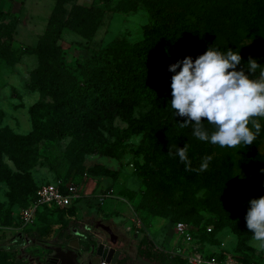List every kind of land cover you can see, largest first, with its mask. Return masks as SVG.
Returning <instances> with one entry per match:
<instances>
[{
    "label": "rangeland",
    "instance_id": "374dc122",
    "mask_svg": "<svg viewBox=\"0 0 264 264\" xmlns=\"http://www.w3.org/2000/svg\"><path fill=\"white\" fill-rule=\"evenodd\" d=\"M169 2L181 3L68 2L64 13L86 3L97 7L101 19L90 37L68 28L58 35L66 77L79 78V62L94 49L157 36L159 32L146 30L151 22L148 4ZM53 5L54 0H0V22L9 23L13 30L12 36L4 34L0 39V264H34L18 257L25 242L17 237L20 211L32 200L38 184L57 180L75 182L81 196L71 206H45L26 227L38 243L25 250L42 264H96L89 260L97 235L109 240L107 231L95 224L97 219L119 220L111 221L117 234L114 244L121 250L119 258L128 264H166L150 261L140 248L186 256L195 250L220 254L221 246L243 263L264 261V251L258 250L245 219L250 199L264 196V118H256L262 127L252 145L229 149L198 140L191 126L181 127L184 118L175 116L174 110L166 122L157 121L159 100L124 103L116 113L105 108L90 113L83 104L87 111L74 113L66 91L54 80L34 82L40 64L35 44ZM220 11L230 30L217 37L227 44L254 46L264 54V0H221ZM248 61L244 60V67ZM241 69L249 74L248 68ZM258 75L259 69L252 78ZM160 95L167 112L171 85ZM135 123L138 128L128 130ZM205 126L214 130L206 119ZM185 144L193 168H199L204 157H212L206 171H186L178 156L168 155L169 146ZM254 152L257 155L247 163L244 159ZM128 192L132 198L124 194ZM116 210L119 213L110 214ZM175 220L187 224L191 243L172 228ZM81 221L87 224L83 227L87 237L73 247L71 227ZM60 250L72 253L63 255Z\"/></svg>",
    "mask_w": 264,
    "mask_h": 264
},
{
    "label": "trees",
    "instance_id": "16d2710c",
    "mask_svg": "<svg viewBox=\"0 0 264 264\" xmlns=\"http://www.w3.org/2000/svg\"><path fill=\"white\" fill-rule=\"evenodd\" d=\"M70 1L54 0L45 30L38 36L35 49L39 53L40 64L34 82L42 85L45 80H54L59 88L66 91L64 96L69 98L68 106L74 113L84 114L87 110L82 108L83 104H87L90 113L102 108L116 113L124 103L138 104L142 101L159 100L157 121L166 122L173 109L170 107L167 112L162 109L165 100L160 91L172 83L174 73L168 70L171 64L182 61L186 56L195 60L209 47L220 52H226L229 48L239 51L242 60L237 65V70L242 67L246 69L247 65L244 67L243 63L250 57L257 63H264V54L254 46L236 42L227 44L217 37L219 32L228 29L225 17L219 14L221 0H180L179 5L170 2L148 4L151 22L146 30L159 32L157 36L142 39L132 45L124 46L121 45L122 41H118L117 46L94 49L79 62L80 77L67 78L63 71L66 70L64 61L59 58L62 48L57 43L58 35L64 28H68L90 37L101 19L97 7L86 3H77L74 12L70 13L69 10L64 13V8ZM2 12L0 9V17ZM12 32V25L0 22V39L4 34L12 36ZM179 70L178 68L177 72ZM166 124H163V130L168 127ZM135 128H138L136 123L129 125L128 130ZM255 155L257 154L254 152L244 160L248 163ZM124 194L128 198L133 196L131 192ZM112 213L119 211H112L110 214ZM140 250L153 260L159 259L166 264L186 263V257L179 253H168L160 249L156 252L142 248ZM124 262L125 260L119 259L117 264Z\"/></svg>",
    "mask_w": 264,
    "mask_h": 264
},
{
    "label": "clouds",
    "instance_id": "9594fccd",
    "mask_svg": "<svg viewBox=\"0 0 264 264\" xmlns=\"http://www.w3.org/2000/svg\"><path fill=\"white\" fill-rule=\"evenodd\" d=\"M241 60L239 51L229 48L220 52L209 47L195 60L186 56L169 66L174 73L171 107L175 116L184 118L181 127L191 126L198 140L236 149L252 145L260 135L262 126L256 118H264V67L250 57L246 74L243 69L237 70ZM258 69V78H252ZM205 119L213 131L206 128ZM187 152V144L168 147V155L178 156L186 171L208 169L211 156L204 157L199 168H193ZM249 204L247 228L258 242V250L264 251V196L250 199Z\"/></svg>",
    "mask_w": 264,
    "mask_h": 264
},
{
    "label": "built area",
    "instance_id": "2783aa9c",
    "mask_svg": "<svg viewBox=\"0 0 264 264\" xmlns=\"http://www.w3.org/2000/svg\"><path fill=\"white\" fill-rule=\"evenodd\" d=\"M81 194L78 191V187L75 182L69 180L63 182L62 180L57 181H45L38 184L33 192L32 200L27 203L20 211V223L18 226V238L24 239L25 242L23 247H21V253L18 257L21 259H28V261H33L34 264H41V259H36L35 256L31 255L25 250L27 245L31 243H38V239L35 236L28 235L26 233V227L31 224L36 213L47 207H67L75 203ZM172 228L182 235L184 239L191 243L193 241V235L187 228V224L182 220H175L172 222ZM211 226L207 225V229L211 230ZM74 238L71 239L70 243L73 247H78L79 239L85 237L86 235L81 231L79 226L73 228ZM74 244V245H73ZM221 253H205L200 250L192 251L187 254L186 264H264V261L257 263L251 261L249 263H243L242 261L236 259L227 249V247H220ZM71 250H62L63 255L67 254ZM106 260L101 259L99 264H105Z\"/></svg>",
    "mask_w": 264,
    "mask_h": 264
},
{
    "label": "water",
    "instance_id": "95a60500",
    "mask_svg": "<svg viewBox=\"0 0 264 264\" xmlns=\"http://www.w3.org/2000/svg\"><path fill=\"white\" fill-rule=\"evenodd\" d=\"M95 224L102 227L109 234L108 241L98 240L95 242V255L106 260V264H116L120 256V250L113 245L117 239V234L108 223L99 220ZM35 257L40 259L37 255Z\"/></svg>",
    "mask_w": 264,
    "mask_h": 264
},
{
    "label": "flooded vegetation",
    "instance_id": "af4514ba",
    "mask_svg": "<svg viewBox=\"0 0 264 264\" xmlns=\"http://www.w3.org/2000/svg\"><path fill=\"white\" fill-rule=\"evenodd\" d=\"M99 221V219H97L96 221H95V223L96 222H98ZM102 221V220H101ZM78 226H79V228L81 229V231L86 235L85 237H87V233L83 230V227L84 226H86L87 227V224L84 222V221H81V223H79L78 224ZM75 227V225H73L72 227H71V230H72V235L74 236V233H73V228ZM85 237H83V238H85ZM108 237H109V234H108ZM108 241V240H107ZM114 246H115V244H113ZM116 247V246H115ZM116 248H118V247H116ZM57 249V248H56ZM119 249V248H118ZM60 252L63 254L64 252H62V250H60ZM69 252H71V251H69ZM69 252H67V253H69ZM72 253V252H71ZM91 260H89L90 262L93 260V263H96V264H99L100 263V261H101V259L99 258V257H97V259H95V253L91 256V258H90ZM120 258H118V260H119ZM41 264H42V262H41ZM106 264V263H105ZM117 264V263H116ZM123 264H128V262H124Z\"/></svg>",
    "mask_w": 264,
    "mask_h": 264
},
{
    "label": "crops",
    "instance_id": "0c3cea01",
    "mask_svg": "<svg viewBox=\"0 0 264 264\" xmlns=\"http://www.w3.org/2000/svg\"><path fill=\"white\" fill-rule=\"evenodd\" d=\"M97 210H98V209H97ZM76 214H78V213H77V210H76ZM77 216H79V218H80V216H81L80 213H79ZM111 221H113V222H117V221H119V220H117V221H116V220H110V219L103 220V222L108 223L110 226H112ZM97 236L99 237V238L97 239V241H98V240L107 241V240H105L101 235H97ZM120 252H121V250H120ZM150 261L153 262V261H155V260L152 259V260H150Z\"/></svg>",
    "mask_w": 264,
    "mask_h": 264
}]
</instances>
